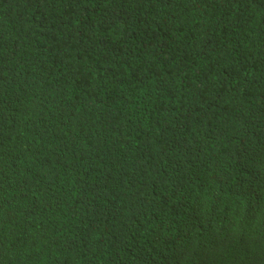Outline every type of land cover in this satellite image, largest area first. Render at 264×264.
Segmentation results:
<instances>
[{"label":"trees","instance_id":"obj_1","mask_svg":"<svg viewBox=\"0 0 264 264\" xmlns=\"http://www.w3.org/2000/svg\"><path fill=\"white\" fill-rule=\"evenodd\" d=\"M263 203L264 0H0V264H163L178 211L264 264Z\"/></svg>","mask_w":264,"mask_h":264},{"label":"clouds","instance_id":"obj_2","mask_svg":"<svg viewBox=\"0 0 264 264\" xmlns=\"http://www.w3.org/2000/svg\"><path fill=\"white\" fill-rule=\"evenodd\" d=\"M230 191H234V190L230 189ZM262 206L264 208V203ZM230 212H231V208L223 204V206L220 208L221 222H226L228 220L229 218L228 214H230ZM182 225H187L190 231H195L197 230L198 227L194 223L190 222L187 217L182 216L179 211L176 212L174 217L171 218L170 220V233L173 238V246L170 250H172L178 244L176 243L177 240L176 228ZM226 231L227 229H224L221 233H225ZM263 234H264V215L257 223L252 225L250 234L245 235L243 239L245 241H250ZM170 250L168 251V253L166 252L160 253L163 254V259L161 260L163 264H181L184 256L189 253L185 250H179L176 253L171 254L169 253Z\"/></svg>","mask_w":264,"mask_h":264},{"label":"bare ground","instance_id":"obj_3","mask_svg":"<svg viewBox=\"0 0 264 264\" xmlns=\"http://www.w3.org/2000/svg\"><path fill=\"white\" fill-rule=\"evenodd\" d=\"M218 238V237H217Z\"/></svg>","mask_w":264,"mask_h":264}]
</instances>
